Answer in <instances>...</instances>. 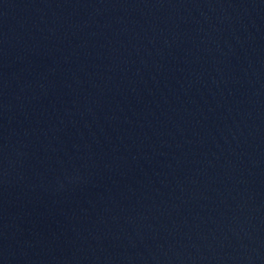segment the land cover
Masks as SVG:
<instances>
[{"label": "water", "instance_id": "water-1", "mask_svg": "<svg viewBox=\"0 0 264 264\" xmlns=\"http://www.w3.org/2000/svg\"><path fill=\"white\" fill-rule=\"evenodd\" d=\"M0 264H264V0H0Z\"/></svg>", "mask_w": 264, "mask_h": 264}]
</instances>
